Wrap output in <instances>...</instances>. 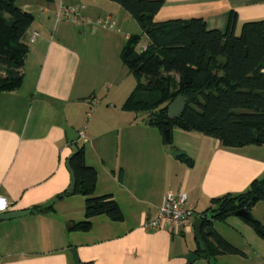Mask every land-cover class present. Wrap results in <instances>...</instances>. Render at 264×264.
I'll use <instances>...</instances> for the list:
<instances>
[{
	"label": "crops",
	"instance_id": "0c3cea01",
	"mask_svg": "<svg viewBox=\"0 0 264 264\" xmlns=\"http://www.w3.org/2000/svg\"><path fill=\"white\" fill-rule=\"evenodd\" d=\"M34 2L37 22L33 15L25 35L31 46L22 83L13 91L0 92V195L8 201V211L28 210L23 216L0 221V264H74L70 248L78 264H186L184 255L195 253L197 247L188 248L176 235L189 231L146 230L143 222L155 215L167 192L186 193L195 222L211 198L246 190L253 179L264 175V146L226 148L198 132L173 129L170 148L144 119L126 114L122 101L119 108L99 103L88 113L85 131L76 129L71 106L84 98L73 96L81 58L74 47L48 33L49 22L59 4L75 7L82 25L100 22L101 17L112 25L117 21L131 25V21L111 0ZM230 13L235 14L234 33L238 34L243 22L264 18V0H162L153 20L202 18L208 29L224 31ZM131 28L116 32L124 40L130 34L142 35ZM27 81L32 82V92L25 95L22 86ZM64 126L76 132V141H68ZM80 132L85 163L96 170L94 194H111L122 211L121 221L103 215L92 218L86 232L69 229L70 222L84 218V197L66 192L65 160L75 150L74 143L80 145ZM177 153L185 154L191 163L177 159ZM50 203L52 210H29ZM258 204L250 214L264 225ZM242 238L247 249L236 247L243 255L209 260L264 264V239L249 231Z\"/></svg>",
	"mask_w": 264,
	"mask_h": 264
},
{
	"label": "trees",
	"instance_id": "16d2710c",
	"mask_svg": "<svg viewBox=\"0 0 264 264\" xmlns=\"http://www.w3.org/2000/svg\"><path fill=\"white\" fill-rule=\"evenodd\" d=\"M51 3L53 0H43ZM124 9L146 35L148 43L138 51L139 34H130L119 53L122 64L135 85L121 108L145 113V123L155 127L163 145L172 148V131H194L219 141L226 148L264 146V18L243 22L234 33L236 17L230 13L224 31L208 29L202 18L154 21L162 0H111ZM33 14L0 0V92L13 91L23 80L28 53L25 35ZM184 99L183 109L169 118L167 106L175 98ZM75 144L69 165L75 176V194L84 197V218L69 223L71 231L86 232L92 218L103 215L122 220V211L111 194L95 195L96 170L86 165L84 148ZM176 158L191 163L183 153ZM67 194L58 193L54 200ZM264 201V175L253 179L246 190L210 199L197 214L203 248L195 249L207 261L218 255H243L214 228L238 209L250 217L241 218L264 239V225L250 214ZM52 203L33 205L30 212L52 210Z\"/></svg>",
	"mask_w": 264,
	"mask_h": 264
},
{
	"label": "rangeland",
	"instance_id": "374dc122",
	"mask_svg": "<svg viewBox=\"0 0 264 264\" xmlns=\"http://www.w3.org/2000/svg\"><path fill=\"white\" fill-rule=\"evenodd\" d=\"M14 3L16 6L33 14L35 16V23L37 22L38 8L34 0H14ZM112 4L117 6L121 12H126L118 4ZM77 18V21H75L72 20L70 16L56 17L55 15L51 19V22H49L47 30L48 33H52L55 38L74 47L80 55L81 63L73 96L75 98L77 97L76 95H84V98L76 101L73 106H71V112L73 120L77 125L76 129L85 131L84 126L89 123L88 113H91L99 103L101 106L112 107L115 105L116 108H119L124 98L133 89L135 79L128 73V70L122 64L119 57L120 50L125 40L123 39V35L116 31L118 28L124 29V27L132 29V26L138 33H141V30L135 19L129 14L128 18L131 21V25H122L123 22H121V24L118 21L112 25L111 21L105 20L104 17L100 18V22L96 23L95 20H93L92 24L82 25L79 11ZM92 27L96 29L94 33ZM147 42L148 39L146 35L142 33L136 45V49L140 51L144 43ZM27 44L31 46V43ZM22 91L25 95L31 93L32 82L27 81L24 83ZM127 112L126 114H129V116L136 115L138 120L146 119L145 113ZM63 121L64 119L61 116L60 122L63 123ZM153 131L157 136H160L155 127H153ZM78 141L80 145L83 144V136H79ZM257 206H259L258 208H260L264 215V201H260ZM214 227L222 237L235 246L243 247L242 249H247L242 236L247 238L248 231L251 233L254 232L241 217L235 215L227 217L225 222H216ZM176 236V238L181 239L188 248H196L198 246L192 231L184 235ZM213 260L207 261L203 257H199L191 264H214Z\"/></svg>",
	"mask_w": 264,
	"mask_h": 264
},
{
	"label": "built area",
	"instance_id": "2783aa9c",
	"mask_svg": "<svg viewBox=\"0 0 264 264\" xmlns=\"http://www.w3.org/2000/svg\"><path fill=\"white\" fill-rule=\"evenodd\" d=\"M78 10L75 7L59 4L56 17L70 16L73 20L77 18ZM82 133H79L81 136ZM9 210V203L5 197L0 195V213ZM195 210L187 199L184 191L177 193L167 192L160 205L157 207L155 215L143 222L146 230H155L169 227L173 232L185 233L190 231L194 225Z\"/></svg>",
	"mask_w": 264,
	"mask_h": 264
},
{
	"label": "water",
	"instance_id": "95a60500",
	"mask_svg": "<svg viewBox=\"0 0 264 264\" xmlns=\"http://www.w3.org/2000/svg\"><path fill=\"white\" fill-rule=\"evenodd\" d=\"M183 106H184V99L181 96H178L177 98H175L167 106L168 117L172 118V117L176 116L183 109ZM64 130L66 131L69 142L76 141L78 139V135L76 134V132L73 129H71L67 126H64ZM70 155L65 160V167H66V169L68 171V175H69V184L66 188V192L69 194H72L74 192V188H75V176H74V173H73V171L69 165ZM27 213H28V210L6 211L3 213H0V221L15 218V217H20V216H23ZM232 215L239 216L243 219H248L250 217L248 212L245 211L244 209H238V210L234 211L232 213ZM201 221L202 220L200 218H196V220L194 222V227H193V236H194V239H195V241L198 244L200 249L203 248V239H202V236L200 233ZM70 252L72 254L74 264H78V259H77L74 248H70ZM184 258L186 259V264H191L195 259L198 258V256L195 253L188 252L184 255Z\"/></svg>",
	"mask_w": 264,
	"mask_h": 264
}]
</instances>
